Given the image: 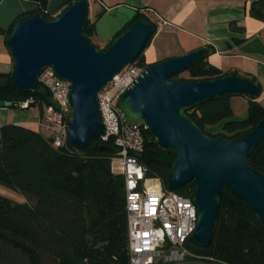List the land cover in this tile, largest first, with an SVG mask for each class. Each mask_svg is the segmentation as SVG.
<instances>
[{
	"label": "water",
	"instance_id": "water-1",
	"mask_svg": "<svg viewBox=\"0 0 264 264\" xmlns=\"http://www.w3.org/2000/svg\"><path fill=\"white\" fill-rule=\"evenodd\" d=\"M89 3L0 0V36L5 38L12 58L11 72L0 77V87L11 84L29 93L38 86L44 68L70 82L71 112L65 132L68 144L78 150H85L92 138L105 134L99 91L134 62L156 30L146 17L136 18L137 10L116 5L94 22V34L105 43L98 47L84 30L89 23ZM40 7H45L51 18L35 11ZM207 49L200 47L148 65L116 101L127 124L145 128L165 149L148 148L145 153L148 162L169 166L168 190L176 191L193 182L191 197L197 221L188 240L200 247H207L215 233L224 188L241 198L264 225V173L248 162L264 137V119L247 132L224 137L206 133L186 114L221 95L255 96L259 87L252 78L236 71L212 79H171L204 58ZM0 107L13 104L0 100Z\"/></svg>",
	"mask_w": 264,
	"mask_h": 264
},
{
	"label": "trees",
	"instance_id": "trees-1",
	"mask_svg": "<svg viewBox=\"0 0 264 264\" xmlns=\"http://www.w3.org/2000/svg\"><path fill=\"white\" fill-rule=\"evenodd\" d=\"M74 1L77 0L68 3ZM35 11L51 18L45 7ZM249 11L264 21V0H251ZM141 16L144 15L138 13L136 18ZM94 22L84 29L89 38L94 34ZM134 63L143 68L153 64L145 62L142 52ZM184 72L188 78L180 79H212L225 74L206 63L205 57ZM6 76L9 74L0 73V77ZM176 76L179 75L171 79H177ZM252 80L260 90L259 83L255 78ZM48 94L40 85L29 93L20 92L11 84L0 87V100L12 103L28 96L50 103ZM232 95L246 99V117L225 121L219 133L206 132L205 125L233 115L229 100ZM258 95H221L187 110L186 114L206 133L236 136L264 119ZM143 133L145 152L148 148L157 151L158 145L149 131L143 128ZM112 141V138H92L85 150H78L70 144L52 145L45 133L21 124L8 122L0 126V185L35 200L33 205L20 204L0 194V264H129L124 180L123 175L110 167L116 152ZM102 145L106 147L101 148ZM145 152L141 160L146 166V178H159L168 189L169 166L148 162ZM248 159L264 173V137ZM192 188L191 181L176 191L190 195ZM261 223L258 214L224 188L210 244L200 247L189 240L185 243L192 254L188 257L189 264H264Z\"/></svg>",
	"mask_w": 264,
	"mask_h": 264
},
{
	"label": "built area",
	"instance_id": "built-area-1",
	"mask_svg": "<svg viewBox=\"0 0 264 264\" xmlns=\"http://www.w3.org/2000/svg\"><path fill=\"white\" fill-rule=\"evenodd\" d=\"M134 65H126L98 94L105 126L101 138L113 139L116 152L110 167L124 180L129 264H189L192 254L185 243L197 221L191 194L165 189L159 178H146V166L141 160L145 152L143 127L127 124L116 106L122 90L140 73L135 72ZM38 85L49 92L50 103L34 96L11 103L18 109L38 105L42 133L52 140V145H66L70 82L57 78L51 68H44Z\"/></svg>",
	"mask_w": 264,
	"mask_h": 264
},
{
	"label": "crops",
	"instance_id": "crops-1",
	"mask_svg": "<svg viewBox=\"0 0 264 264\" xmlns=\"http://www.w3.org/2000/svg\"><path fill=\"white\" fill-rule=\"evenodd\" d=\"M94 12L116 5H126L156 24V30L142 51L147 63L181 55L200 47L208 48L205 62L222 73L236 71L255 78L260 86L257 100L264 107V21L255 17L250 10L251 0H90ZM89 3V5H90ZM91 6V5H90ZM1 41V40H0ZM5 43V38L3 37ZM8 49L0 42V73L9 74L12 58ZM246 99L241 95L230 97L233 115L219 123L205 125L206 132L222 131L227 120L246 117V111L237 113L231 98ZM10 108L0 107V126L13 122L41 131L38 117L30 114L9 113ZM18 109V108H17ZM29 106L25 110L29 112ZM13 116V121L11 120ZM0 188V192L3 191ZM1 194V193H0ZM12 199V198H11ZM14 200V199H12Z\"/></svg>",
	"mask_w": 264,
	"mask_h": 264
},
{
	"label": "rangeland",
	"instance_id": "rangeland-1",
	"mask_svg": "<svg viewBox=\"0 0 264 264\" xmlns=\"http://www.w3.org/2000/svg\"><path fill=\"white\" fill-rule=\"evenodd\" d=\"M92 3L93 2L90 3L91 6H90L89 14H88L89 22H94L97 19V16L99 15V13H101V11H100V12H98L96 14L94 12V10H92L94 8V6H93ZM139 13L143 14L142 12H139ZM144 17L147 18V16H145V15H144ZM153 24H154V27H155L156 24L155 23H153ZM90 35H91L92 41L94 43H96V45L98 47H103L105 45V43L104 42H101V40L98 39L95 34H90ZM0 40H1L0 42H1L2 46L6 50L7 47L5 46V43L3 42V37L2 36H0ZM134 68H135V72H138V73L141 72V70L144 69L143 67L137 66L136 64L134 65ZM187 75H188L187 72H182V73L179 74V76H176V77H177V79H180V78H188ZM231 99H232V101H233V103L235 105V109L237 110L236 111L237 113L243 112L245 110V103H243L239 99H236V97H234V98L232 97ZM30 107L32 109L29 112H27V110H25V109H17V108H10L8 110H9V113L11 115H15V114H17V115L18 114H30L33 117H38V115H39V108L38 107L39 106L35 104V105L30 106ZM10 119L11 120H8V121H13V119H14L13 116ZM0 188H3L4 189L3 191L0 192L2 195H4L5 197H8V198H12V199H14V201L20 202V204L22 202H25V203H28L29 205H33V203L35 201L33 198H28L26 196H23L22 193L18 192L17 190L11 189V188H9L7 186L0 185Z\"/></svg>",
	"mask_w": 264,
	"mask_h": 264
},
{
	"label": "flooded vegetation",
	"instance_id": "flooded-vegetation-1",
	"mask_svg": "<svg viewBox=\"0 0 264 264\" xmlns=\"http://www.w3.org/2000/svg\"><path fill=\"white\" fill-rule=\"evenodd\" d=\"M41 8V7H40ZM105 10H103V11H101L102 13L104 12ZM93 42V41H92ZM96 44V43H95ZM159 152H164L165 151V149H163V148H161V147H159L158 146V149H157Z\"/></svg>",
	"mask_w": 264,
	"mask_h": 264
}]
</instances>
